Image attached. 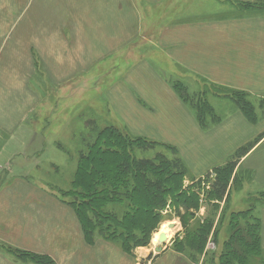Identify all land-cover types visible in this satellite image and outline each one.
Instances as JSON below:
<instances>
[{
	"label": "crops",
	"instance_id": "1",
	"mask_svg": "<svg viewBox=\"0 0 264 264\" xmlns=\"http://www.w3.org/2000/svg\"><path fill=\"white\" fill-rule=\"evenodd\" d=\"M29 2L5 0L0 26L10 19L17 27ZM81 10L88 16L77 15ZM21 26L20 50L39 44L43 54L35 55L58 86L89 68L78 62L88 54L89 64L110 54L134 59L106 91L124 126L175 148L193 177L232 163L226 191L232 204L264 193V0H42ZM0 59V264H38L22 253L51 264H140L137 249L126 252L101 237L88 242L73 208L37 175L40 165H60L63 152L57 135L27 122L41 104L30 88L33 54ZM179 80L194 98L221 95L215 88L242 92L256 119L216 97L214 106L224 103L227 111L199 123L177 92ZM256 203L264 251V199ZM171 240L148 264H193Z\"/></svg>",
	"mask_w": 264,
	"mask_h": 264
},
{
	"label": "trees",
	"instance_id": "2",
	"mask_svg": "<svg viewBox=\"0 0 264 264\" xmlns=\"http://www.w3.org/2000/svg\"><path fill=\"white\" fill-rule=\"evenodd\" d=\"M175 87L184 101L193 103L199 123L204 124L205 111H212L206 106V100L190 97L184 86L176 84ZM239 94L237 107L254 121L253 104L243 98L242 92ZM94 133L91 141L85 143L86 151L78 153L69 189L60 193L75 211L88 242L94 240L92 237L97 233L103 239L117 242L124 251L131 252L135 247L149 243L151 232L161 217L160 211L167 203L182 209L198 206L196 194L183 184L185 167L172 146L140 137L131 138L110 125ZM155 144L165 148L164 151H155ZM166 150L172 151L171 156H166ZM146 151H153V154H136ZM232 167L229 162L213 169L218 181L224 180L222 198ZM226 199L227 196L224 202ZM202 222V225L194 223L191 229L185 228L184 238L174 245L177 251L188 254L192 261H199L211 227L215 228L213 232L217 230L212 226L213 219L205 217ZM228 226L230 232L215 257L216 262L249 264L252 257L260 259V221L252 216L250 209L232 211ZM22 254L35 263L51 264L46 256ZM205 255L203 253V257Z\"/></svg>",
	"mask_w": 264,
	"mask_h": 264
},
{
	"label": "rangeland",
	"instance_id": "3",
	"mask_svg": "<svg viewBox=\"0 0 264 264\" xmlns=\"http://www.w3.org/2000/svg\"><path fill=\"white\" fill-rule=\"evenodd\" d=\"M41 1L42 0H30L29 5L20 13L17 27L14 28L15 24L12 25L10 19L8 25L5 24L3 27L0 26V54H33L34 67L32 66L30 73V88L35 91L36 94L34 95L35 97L37 96L41 104L38 105L35 112L33 111L31 113V117L27 122L33 125L35 129L38 128L40 131H47V134L52 137H56L57 135V148H60L64 154L61 155L60 165L56 167H48L47 165L41 167L40 165V169L37 170V175L40 174L44 176L45 178L42 179L47 183L50 189L60 195V193L69 189L78 153L82 150L86 151V142L91 141L90 137L94 136L95 131L110 125L122 130L123 133H126L131 138L140 137L124 126L125 123L120 120L118 114L116 115L115 109L111 105L109 98L108 103L106 98V91L109 86L120 79L123 75L122 73H124L123 70H126L129 64L131 66L135 61L134 59L119 60L118 57L120 54H110L106 59H102L94 64H89V58L86 59L89 57L88 54L87 57L79 58L78 62L82 67L89 65V68L83 69L82 72L70 82L63 83L60 86L55 85L48 74L45 76L39 58L35 55L43 54V52H40L39 44L29 43L27 49L25 46L26 50H20V44L24 40L19 33L21 29H24V26L21 25L30 20L32 13L39 9ZM4 3L5 0H0V16L3 15ZM85 11L86 10H81L77 15L85 18L89 14V12ZM3 19H5V15H3ZM2 21L5 22V20ZM26 44L27 42H23V45ZM185 82L187 85L188 83L186 80ZM176 84L186 88L184 82L181 80L177 81ZM210 88L214 90V88ZM215 91L220 92L221 95H212V98L209 97L210 100H206V106L212 109V111H207L208 109L205 111L203 115L204 124H206L205 122L207 120L206 115H210L211 119L215 120L217 114L224 113L228 109L224 103H219V106L215 107L214 104L218 100L216 97L221 98V100L230 98L233 101L232 105H234L237 103L236 97L240 95L237 91L219 88H215ZM243 98L248 99L245 94ZM257 101L258 99L254 98V103H257ZM189 103L193 106L191 101H189ZM193 108L195 109L194 106ZM140 138L153 141V139H149L145 136ZM157 142L166 144L160 140H157ZM155 145V151H164L165 148H161L160 145L157 144ZM136 154L138 156H147L152 155L153 151H149L148 153L147 151L146 153L139 152ZM171 154L172 151L166 150V156H171ZM51 175L52 177L50 178L49 176ZM183 179L184 186L189 188L190 192L193 191L194 194H196L198 206L182 209L181 207L173 206L170 202L167 203L160 211L161 217L155 225L154 230L151 232L149 243L145 246L134 248L139 251L138 260L140 264H148L152 255L154 256L157 254L154 248L158 243L156 242L155 244L154 239L156 234L159 233L163 223L174 222L175 225L173 228H166L169 234V241H165L161 246L167 245L171 239H174L173 242L171 240L174 246L176 241H180L184 238L183 231L185 228L191 229L194 223L202 225V221L205 217L207 219H213L212 226L216 227L217 230L213 232L215 228L211 227L209 234L204 240L203 253H206V255L203 257L202 253L199 261H194L193 264H202V261L203 264H218L215 257L222 250L223 242L230 232L228 223L231 212L239 209L237 207H243V209L250 207L248 209H250L252 216L255 217L253 209L257 204L256 202L264 199V193L261 192L259 194L249 195L251 197H246V202H243L244 204H240L239 202L232 204L230 198L224 202L225 199L223 201V198H226V191L227 189L229 190V187H227L224 192L226 196L222 198L221 194L224 180L218 181L214 170L208 172L203 177H193L187 173L185 169ZM59 180L61 185L58 183ZM49 181L56 185H52ZM234 189L238 191L237 187ZM236 205L238 206L236 207ZM190 214L194 215L191 216ZM98 237L101 236L95 233L92 238ZM115 243L118 244L117 242ZM150 253L151 257H149ZM261 255L260 259L252 257L249 264H264L263 250Z\"/></svg>",
	"mask_w": 264,
	"mask_h": 264
},
{
	"label": "water",
	"instance_id": "4",
	"mask_svg": "<svg viewBox=\"0 0 264 264\" xmlns=\"http://www.w3.org/2000/svg\"><path fill=\"white\" fill-rule=\"evenodd\" d=\"M174 225H175L174 222H170L168 224V227L169 228H173ZM167 238L168 237H167V234L165 232H160L159 233V236H158V242H159V244L156 245L155 248H154V250H155L156 253L161 251V249H162L161 244H163L165 241H167ZM150 255H151V253L149 254V257H150Z\"/></svg>",
	"mask_w": 264,
	"mask_h": 264
},
{
	"label": "bare ground",
	"instance_id": "5",
	"mask_svg": "<svg viewBox=\"0 0 264 264\" xmlns=\"http://www.w3.org/2000/svg\"><path fill=\"white\" fill-rule=\"evenodd\" d=\"M168 224H169V223H163L162 226H161V228H160V232H165V233L167 234V237H168V233H167V231H166V228H169V227H168ZM160 232H159V233H160ZM159 233H157L156 236H155V239H154L155 244H156V242L159 244V242H158V236H159ZM167 239H168V238H167ZM158 244H157V245H158Z\"/></svg>",
	"mask_w": 264,
	"mask_h": 264
}]
</instances>
